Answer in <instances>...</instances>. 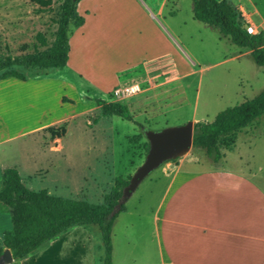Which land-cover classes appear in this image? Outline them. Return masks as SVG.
Listing matches in <instances>:
<instances>
[{
	"label": "rangeland",
	"instance_id": "obj_1",
	"mask_svg": "<svg viewBox=\"0 0 264 264\" xmlns=\"http://www.w3.org/2000/svg\"><path fill=\"white\" fill-rule=\"evenodd\" d=\"M49 1V5H41L37 0H0V13L11 15L0 14L1 56L42 49L35 38L38 32L46 44L50 43L60 1ZM136 1L149 16L153 15L178 46L181 59L175 61L179 74H184L178 79L158 84L163 78L157 68L153 72L157 84L154 86L147 81L139 63L126 67L116 73L119 84L135 81L138 90L122 99L113 91L105 93V59H96L94 63L91 59H72L71 66L79 72L69 67L12 66L24 79L12 87L0 81V138L11 137L0 147V162L10 166L16 160L24 182L27 178L35 179L34 189L45 185L53 195L99 204L111 187L121 188L116 177L128 182L143 161L148 148L145 130L157 131L187 121H210L217 112L264 88V68L253 63L247 49L230 43L215 28L193 19L190 0H165L160 15L156 9L162 0ZM226 1L240 12L246 25H251L255 32H264V0ZM84 5L100 9L103 27L119 24L126 16V9L137 7L130 0H86ZM107 8L113 10L109 21H106ZM71 26L68 33L72 31ZM96 97L126 104L133 121L142 128L133 121L102 116L99 110H90ZM82 110L87 112L81 115ZM220 151L221 166L250 169L264 184V112L238 131L231 145H221ZM184 155H192L201 167L219 164L213 163L197 146L190 147L181 156ZM48 163L53 167H47ZM37 166L42 168L28 175ZM155 169L123 202L132 213L152 208L158 184L153 181ZM119 219L121 224L127 221L125 216ZM2 227L10 228V220L0 221ZM82 228L95 253L100 246L97 227L89 224ZM133 235L137 237L133 233L130 237ZM138 237L135 242L142 241V233ZM117 239L120 260L123 249L120 232ZM97 254L96 261L100 264L102 251L97 249ZM26 257L28 264H41L40 248Z\"/></svg>",
	"mask_w": 264,
	"mask_h": 264
},
{
	"label": "crops",
	"instance_id": "obj_2",
	"mask_svg": "<svg viewBox=\"0 0 264 264\" xmlns=\"http://www.w3.org/2000/svg\"><path fill=\"white\" fill-rule=\"evenodd\" d=\"M85 1L76 3L75 10L83 21L70 28L67 58L62 68L79 72L71 66L72 59H91L93 63L96 59H105L107 95L129 85H135L138 90L135 81H123L121 85L116 76L118 71L138 63L147 81L154 86L157 84L153 72L157 68L163 78L158 84L184 75L177 70L175 59L181 58L172 36L136 0H130L137 7L126 9V16L119 24L105 27L98 14L100 9L83 6ZM164 2L162 0L156 9L159 15ZM112 12L106 9V21ZM6 14L11 16L10 12L2 15ZM0 81L12 87L19 84L20 79L6 77ZM133 94L119 97L127 99ZM90 110H99V107L94 104ZM10 139V136L1 137L0 147ZM10 166L19 174L16 160ZM48 166L53 167L50 163ZM4 167L9 166L0 162V174ZM41 168L37 166L28 175H34ZM155 170L153 181L158 184L152 208L132 213L131 208L124 206V211L113 220L111 264H264V184L259 182L256 173L221 166L220 162L216 166L201 167L192 155L166 161ZM20 179L29 189H45L51 194L45 185L34 189L37 184L32 177L25 182ZM120 216H125L127 221L121 224ZM4 220L8 222L10 216L7 207L0 203L1 223ZM88 225L71 226L36 248H40L41 264H98L97 249L101 248L97 246L94 253L89 247V237L82 228ZM4 227L0 228V233L10 229L11 222L10 228ZM119 232L123 237L120 260L116 249ZM131 233L137 237L131 238ZM141 233L142 241L136 243L134 240ZM27 255L12 258L6 264H28Z\"/></svg>",
	"mask_w": 264,
	"mask_h": 264
},
{
	"label": "trees",
	"instance_id": "obj_3",
	"mask_svg": "<svg viewBox=\"0 0 264 264\" xmlns=\"http://www.w3.org/2000/svg\"><path fill=\"white\" fill-rule=\"evenodd\" d=\"M55 28L49 44L41 33L35 38L42 49L15 56L0 55V79L24 75L12 66L48 69L62 68L68 50L69 26H78L83 18L75 10L78 0H59ZM192 18L215 28L230 43L248 50L249 57L257 66L264 68V32L249 34L239 11L226 0H190ZM49 5V0H37ZM102 116H118L133 121L127 106L118 100L94 98ZM264 112V88L250 98L217 112L210 121H197L192 126L191 147H199L213 163L220 162L221 145L228 147L235 134ZM134 122V121H133ZM138 127L142 126L134 122ZM147 147V144H145ZM121 188L111 187L102 202L91 203L49 194L45 189L32 190L21 181L15 167H4L0 174V203L7 207L11 228L0 233V253L7 248L12 258H21L38 248L67 228L76 225H95L99 231L102 251L100 264H111V226L114 218L124 211V203L114 212V205L127 181L116 177Z\"/></svg>",
	"mask_w": 264,
	"mask_h": 264
},
{
	"label": "water",
	"instance_id": "obj_4",
	"mask_svg": "<svg viewBox=\"0 0 264 264\" xmlns=\"http://www.w3.org/2000/svg\"><path fill=\"white\" fill-rule=\"evenodd\" d=\"M192 121H187L181 125L168 126L160 130H145L144 135L148 143V148L143 161L135 168L130 175L127 184L122 188L121 195L114 205L113 211L123 203L137 184L153 169L162 162L179 157L189 150L192 139ZM12 257L7 248H3L0 253V264H6Z\"/></svg>",
	"mask_w": 264,
	"mask_h": 264
},
{
	"label": "built area",
	"instance_id": "obj_5",
	"mask_svg": "<svg viewBox=\"0 0 264 264\" xmlns=\"http://www.w3.org/2000/svg\"><path fill=\"white\" fill-rule=\"evenodd\" d=\"M245 30L249 34L255 33V29L251 25H246ZM136 90H137V87L135 85H129V86L123 87L121 90L116 89L113 92L117 96H119L120 94L127 96L130 94H133Z\"/></svg>",
	"mask_w": 264,
	"mask_h": 264
}]
</instances>
